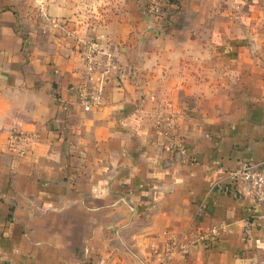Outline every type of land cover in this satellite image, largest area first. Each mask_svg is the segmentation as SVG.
Masks as SVG:
<instances>
[{"label":"crops","instance_id":"crops-1","mask_svg":"<svg viewBox=\"0 0 264 264\" xmlns=\"http://www.w3.org/2000/svg\"><path fill=\"white\" fill-rule=\"evenodd\" d=\"M152 1L0 0V264H264V0Z\"/></svg>","mask_w":264,"mask_h":264},{"label":"built area","instance_id":"built-area-1","mask_svg":"<svg viewBox=\"0 0 264 264\" xmlns=\"http://www.w3.org/2000/svg\"><path fill=\"white\" fill-rule=\"evenodd\" d=\"M150 7L151 10L157 14V18L161 19L164 12L158 5L157 0H153ZM103 56L104 58L105 56L107 57V67L104 69V72H107L112 66L110 53L102 52L99 49L97 42L92 39L86 42L84 58L88 79H93L94 76L101 73L103 70L101 68ZM81 101L84 108L87 110L98 106L101 103L99 93L91 90L88 86H84L81 90ZM31 140V135L21 131H13L10 136L9 148L20 155H25L27 153V146ZM234 174L246 184L248 193L261 204L264 213V167L258 168L251 164L244 163L236 170V172H234ZM226 229L227 227L225 225H221L219 227L213 226L209 230L191 232L189 233V237L191 238L189 241L170 236V253L187 254L197 244L209 241L211 238L217 236L220 231L223 232L226 231Z\"/></svg>","mask_w":264,"mask_h":264}]
</instances>
